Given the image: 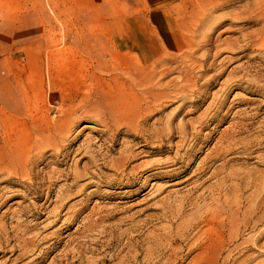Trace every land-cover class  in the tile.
<instances>
[{
    "label": "rangeland",
    "instance_id": "rangeland-1",
    "mask_svg": "<svg viewBox=\"0 0 264 264\" xmlns=\"http://www.w3.org/2000/svg\"><path fill=\"white\" fill-rule=\"evenodd\" d=\"M251 3L184 0V50L144 61L118 45L119 0H0L2 18L27 5L38 37L16 62L22 98L0 107V264H264ZM149 73L171 94L189 75V91L150 112L134 80Z\"/></svg>",
    "mask_w": 264,
    "mask_h": 264
},
{
    "label": "crops",
    "instance_id": "crops-1",
    "mask_svg": "<svg viewBox=\"0 0 264 264\" xmlns=\"http://www.w3.org/2000/svg\"><path fill=\"white\" fill-rule=\"evenodd\" d=\"M124 10L113 16L118 24V45L139 59L150 61L164 52H180L186 38L176 16V7L184 0H119ZM0 13L1 7H0ZM33 11L25 8L16 17L0 16V107L16 108L22 98L17 87L21 75L16 62L35 58L32 47L38 37H33ZM26 79V78H24Z\"/></svg>",
    "mask_w": 264,
    "mask_h": 264
},
{
    "label": "bare ground",
    "instance_id": "bare-ground-1",
    "mask_svg": "<svg viewBox=\"0 0 264 264\" xmlns=\"http://www.w3.org/2000/svg\"><path fill=\"white\" fill-rule=\"evenodd\" d=\"M221 1V0H220ZM232 1V0H231ZM235 1V0H234ZM255 7H258V8H260V9H258V10H261V11H263V9H264V0H252V3H251V5L247 8V10L249 9L251 12H252V10H256V8ZM255 8V9H254ZM252 9V10H251ZM260 11V12H261ZM249 13V12H248ZM264 13V12H263ZM250 14V13H249ZM247 15V14H246ZM261 15V14H260ZM256 16V15H255ZM259 17V16H258ZM257 17V18H258ZM250 19V18H249ZM263 20H264V17H263ZM249 22H250V20H249ZM249 45H251V42L250 43H248V47H249ZM169 53V52H168ZM170 54V56H172L171 55V53H169ZM163 56H166V55H163ZM176 56V55H175ZM189 56V55H188ZM160 57V56H159ZM177 57V56H176ZM176 57H175V59H176ZM181 57V56H180ZM173 58V57H172ZM182 58V57H181ZM184 58V57H183ZM192 58V56L190 55V59ZM159 59V58H158ZM157 59V60H158ZM164 59V58H163ZM174 59V60H175ZM156 60V61H157ZM162 60V59H161ZM160 59H159V61H161ZM168 60V59H167ZM178 60V59H177ZM184 60H185V58H184ZM158 61V62H159ZM165 61H166V59H165ZM172 61V60H171ZM186 61H188L187 60V58H186V60H185V62ZM190 61V60H189ZM168 62H170V61H168ZM168 62H163L164 63V65L166 66V63H168ZM177 62V61H176ZM181 65H182V63L180 62V61H178ZM177 62V63H178ZM135 63V62H134ZM154 64H155V62H153ZM171 63H173V62H171ZM187 63V62H186ZM157 64V63H156ZM155 64V65H156ZM160 64H162V63H160ZM151 65V64H150ZM157 65H159V64H157ZM156 65V69H158L160 66H157ZM183 65H185V63L183 64ZM192 65V64H191ZM154 66V65H153ZM144 67H146V66H144ZM148 67V66H147ZM152 67V66H151ZM164 67V66H163ZM169 67V66H168ZM168 67L166 68V69H168ZM141 68V67H140ZM162 68V67H161ZM186 68V67H185ZM153 69V68H152ZM165 69V70H166ZM143 70V69H142ZM159 70V69H158ZM170 70V69H169ZM182 70V69H181ZM145 71V70H144ZM149 71H151V70H149ZM155 71V70H154ZM159 71H161V70H159ZM163 71H164V69H163ZM168 71V70H167ZM186 71V70H185ZM151 72H153V70L151 71ZM150 72V73H151ZM162 72V71H161ZM187 72V71H186ZM150 73H149V76L148 75H146V76H144V77H142L143 79H141V78H136V79H134V80H137V84H139V86H143L142 88H141V94H142V96H143V100L147 103V104H149V106H148V109H149V111L150 112H152V111H154V110H158V109H160L161 107H162V105H164L165 104V106L167 105L166 103H168L169 101H173L174 100V98H178L179 96H181V95H183V94H185L186 92H187V90H188V86L190 85V78H189V75L188 76H185V77H181L182 78V84H181V89H180V91L179 92H177V94H171L170 92H168L166 89H160V86L158 87V86H155L154 84H151V85H148V84H150V83H147L149 80H150V76L153 74V73H155V72H153L151 75H150ZM156 73H158V72H156ZM164 73H165V71H164ZM163 72H162V74H164ZM185 73V72H184ZM183 73V74H184ZM159 74H161L160 72L158 73V74H153V75H157V76H159ZM186 74H188V73H186ZM152 75V76H153ZM180 75H181V73H180ZM140 75H138V77H139ZM165 76V75H164ZM155 77V76H154ZM191 77V76H190ZM152 78V77H151ZM158 80V79H157ZM160 81V79L158 80V82ZM162 79H161V81L159 82V83H162ZM171 81H173V80H171ZM171 81H169L170 83H171ZM177 81V80H176ZM168 82V83H169ZM157 83V82H156ZM176 84V83H175ZM178 84H180V83H178ZM172 87H174V86H172ZM171 87V88H172ZM162 88V87H161ZM175 88H177V87H175ZM250 88V87H249ZM190 89V88H189ZM170 91H172V90H170ZM189 91V90H188ZM191 91V90H190ZM178 94H180V95H178ZM140 95V94H139ZM176 95H178V96H176ZM164 101H166V103L164 102ZM151 102H156L157 104L154 106V105H150V103ZM153 104H155V103H153ZM169 105V104H168ZM164 106V107H165ZM102 110V109H101ZM112 110V109H111ZM101 115V114H100ZM69 120V119H68ZM186 128V127H185ZM185 130V129H184ZM184 130L182 131V133L184 132ZM171 131H173V130H171ZM170 128H169V130L167 131V134H171L170 132ZM187 130H185V132H186ZM186 134H187V132H186ZM169 136V135H168ZM173 136H171L170 138H172ZM39 139V138H38ZM161 140H163V139H161ZM165 140V139H164ZM170 141V140H169ZM162 143V142H161ZM160 144V143H159ZM157 151V150H156ZM218 154H220V153H218ZM125 166V165H124ZM136 168V167H135ZM174 169H172V168H168L167 169V171H166V173H171L172 171H173ZM11 173V172H10ZM262 215V214H261ZM10 241V240H9ZM6 246V245H5ZM174 263V262H173Z\"/></svg>",
    "mask_w": 264,
    "mask_h": 264
}]
</instances>
